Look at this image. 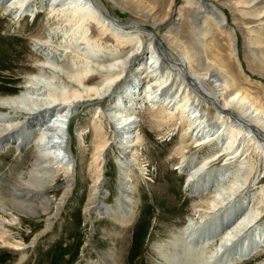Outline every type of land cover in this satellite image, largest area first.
I'll return each instance as SVG.
<instances>
[{
	"label": "rangeland",
	"instance_id": "1",
	"mask_svg": "<svg viewBox=\"0 0 264 264\" xmlns=\"http://www.w3.org/2000/svg\"><path fill=\"white\" fill-rule=\"evenodd\" d=\"M54 1L36 0L33 3L30 1L26 8L19 11V13L17 10L4 11L7 10L13 0H0V95L1 97H8L21 92H28V94L25 93L28 97L27 101L24 102L26 106L23 104L27 108L32 107V105L37 108L38 105H36L34 99L47 98L48 92L58 95L63 91H72L73 88L68 87L70 80L68 76L70 74L74 75L81 71L94 69L91 76L94 78L93 81H103L102 68H104V64H109L116 55L132 54L133 49L130 44L120 43V40L117 41L112 30L106 32L105 35L100 33L101 28L96 23L97 29L92 28L93 32L89 29V34L92 33L93 40H99V42L91 43L92 45H80L82 40L79 39L80 35L76 34L75 36L78 40L74 46V39L72 40L71 38L69 25H61L60 31L55 34L52 28L56 27V25H53L55 22L52 19V15L49 14V6L53 5ZM63 1L68 3L70 0ZM145 1L154 8L155 15L159 20L166 16L170 6L174 10L173 17H170L171 19L165 23L157 24L154 27V24L141 13L121 9L113 0H96L97 8H100V10L97 8L95 10L102 12H108L109 10V14L112 17L109 20L113 23V27L119 28V32L123 34L126 31V33H132L137 40L143 38V49L132 55L133 57L131 56L134 62H132L133 64L130 62L129 65L131 66L127 68L128 71L132 69V72H138L139 67L136 68V65L140 62L142 63L147 56L150 57L152 46L158 48V46H162V43L166 46V52H169L170 56L166 64L175 72L176 67L182 65L181 63H184V60L173 49L168 47L163 34L167 29L172 28V30H175L176 27L175 32L179 33L183 41L189 43L187 38L190 30L188 21L190 17L195 19L197 17L196 12L193 11L194 7L190 6L187 2L188 0ZM207 2L209 3L208 5H215L224 12L226 28L230 27V30L237 37L239 63L231 55L229 35L220 32L212 22L207 23L216 32V35L207 38V48H212L209 49V52L214 56L217 51L213 48H219L218 53L223 54L231 62L233 72L241 75L239 79L243 82V85L248 86L254 93L256 92L255 94L264 103V67L260 63L254 62L249 52V48H258L259 53L262 52L264 54V24H261L264 18L257 19L256 16L248 15V12L262 13L264 0L251 8H245V4L242 3L245 0H207ZM60 6H62L61 0H57L53 8ZM180 9L181 15L177 11ZM21 13L23 15L19 19ZM180 17L181 20H176ZM49 33L53 35L51 40L53 41V46L44 47V45L40 44L38 37ZM40 61L46 62L44 67ZM239 65L242 66L240 67ZM42 67L48 70L47 73L49 74V71L53 72L56 75L55 78H47L49 74H46L44 75L46 79L35 82L36 85L34 86L30 85V75L39 72V68ZM33 69L36 70L33 71ZM241 69L244 71L243 73ZM128 71L126 75L130 74V79L132 80L133 74ZM139 72L140 74L143 73L141 69ZM129 85L130 80H127L125 76L124 79L114 86L115 90H111V93H109L111 95L79 103L73 108L70 131L74 138L73 148L75 157L78 158L79 166L77 174L74 173L73 176L72 190L65 196L63 199L65 201L62 205L59 206L63 197L66 178L65 176H60L57 182L51 183L50 186L54 188L48 190L45 197L51 200L52 214L22 215L15 210L7 208L9 213L5 216L9 241L21 243L22 248L15 250L12 246L9 247L0 242V264H103L101 256L107 253L116 262L115 264H161L163 258L159 255V245L174 237V234L182 229L183 226L188 225L191 219L200 221L199 213L204 212V210H199L200 205H205L204 201L212 198L210 197L211 193L214 192L212 187L218 186L223 189L229 184L234 185V182L239 185L243 184L242 180H240L242 179L241 174L247 170H240L239 163L245 159L249 160L255 169L247 184L235 198L243 200L245 208L238 212L231 222L233 223L238 216H241L248 206L254 211L255 206L264 204V157L255 149L256 145L250 144L248 147L246 143L242 142L238 152L235 153L237 157L230 162L229 157H224L225 152H223V156L211 165L210 170L214 171L213 169L223 167L222 169L225 168V172L219 173L215 178V182L209 185V192H202V188L194 189L192 184L189 186L190 183L187 182L189 177L187 174L198 161L216 153L222 146L224 148L228 146L231 135L228 127L224 126L222 128L223 133L220 137L218 136L202 145H193L195 142L193 141L190 149L185 150L186 159L183 160L181 155L176 154L180 135L183 131L180 117L177 116L175 126H157L153 122V107L151 106V104L154 105L153 102L155 104L159 103L160 92L154 93V90H157V86L152 89H148L149 87L144 89L145 85H143V88H134ZM40 87L47 92L40 91L42 89H39ZM177 89V86H173L170 94L175 93ZM125 90H129L127 93L129 95H126L127 97L124 100L129 99L131 92V103L128 102L129 100H125L124 103L117 101V98ZM145 90H147L146 93ZM217 90H215L216 96L220 91ZM150 94L155 95V97H151ZM137 96H139V99L136 100L135 98L133 102L134 97ZM150 98L153 101L152 103L147 101V99L151 101ZM202 100L203 102H200L194 98L192 100L193 104H191L194 108H199L198 110H200L201 114L204 113V110H210L207 107L210 104H208L206 98L203 97ZM112 107L113 110L115 107L121 109L117 114H126L129 110L134 112L132 115L136 118V124L130 139L139 138L135 146L127 149L129 151V159L132 156L137 159V162L131 161L132 168L129 175L131 180L133 179L134 183L132 184H135L134 186L137 189L130 194L133 200L130 204L133 206L135 215L128 224L124 222L122 210L108 211V209H105L109 206H114L121 195L119 184L121 159L128 157V154L126 155L127 151L125 152L127 142L121 143V141L127 140L123 137V130L119 128L120 125L117 119L108 113V110H112ZM55 108L57 109V106ZM1 110L0 115L15 114L11 109ZM100 110H102V114L98 121L103 126V132L108 139V148L101 195L95 201L91 200L89 196L90 185L92 184L90 173L94 174L92 167L90 170V163L97 143L94 121L97 119ZM26 111L24 110V112ZM155 111L157 113L160 112L158 110ZM27 116L30 115L27 114ZM207 118L209 119L210 117L208 115L205 119L200 117L197 123L200 121L210 123L212 121L217 123L218 127L222 125L215 114H211L209 121ZM4 122L0 120V128H3ZM201 126L204 127L203 125ZM24 131L25 129L22 130V132ZM207 131L203 135H206ZM22 132L18 133L17 136L15 135L16 138L14 137L15 140L19 136L20 140L22 139L23 142L20 149H18V145L21 141L17 143V146H8L0 150V187L4 192L8 190L9 186L18 182L21 177L26 176L32 167L33 169L36 168L38 164L34 156L36 152L37 154L39 153V149L35 145V139L39 136L38 134H35V136L32 132L31 135L34 136L28 138L24 133L23 138L21 137ZM213 132L215 131L213 130ZM201 135L202 132L199 133V138ZM40 143L42 145V142L38 144L40 145ZM246 149L249 150L247 158H245L246 154H243ZM219 153L221 152L219 151ZM193 159L196 160L187 163V161ZM184 162L187 165H183ZM25 179H28V176ZM131 182L127 183V185H130ZM230 202L226 205H230ZM260 205L257 207H260ZM203 208L205 209L206 207ZM56 211H58V214L54 216ZM263 214L254 224V227L262 233L264 232ZM208 221L210 222L211 218H207L198 225L204 232L211 229L210 226L212 224ZM225 228L226 225L214 236H219ZM263 237L260 234L257 238L258 244H261L256 247L259 252L255 254L247 250L246 254L237 255L235 259L238 260H233L234 263H232L257 264L264 261ZM256 248L254 247V249ZM24 253H27V260L20 261Z\"/></svg>",
	"mask_w": 264,
	"mask_h": 264
},
{
	"label": "bare ground",
	"instance_id": "2",
	"mask_svg": "<svg viewBox=\"0 0 264 264\" xmlns=\"http://www.w3.org/2000/svg\"><path fill=\"white\" fill-rule=\"evenodd\" d=\"M30 1L33 3L36 0H13L9 7H7V10L4 11H22ZM56 1L57 0L53 2V5L49 6V14L52 15V19L55 22L53 25H56V27L52 28L55 34L60 31L61 25H69L71 38L72 40L74 39V46L78 40L75 36L76 34H79V39L82 40L80 45H92L91 43L99 42V40H93V37L91 36L92 33L89 34V29L91 32H93L92 28L95 30L97 29L95 26L96 23L101 28L100 33L105 35L106 32L112 30L117 41L120 40V43L123 42L130 44L133 50L132 54L114 56V60H111L107 65L101 63L105 65L104 68H102L103 81H93L94 78L91 76L94 69L81 71L74 75H67L68 78H70L68 87H72V91H63L58 95L48 92L49 95L47 94V98L34 99L36 105H38L37 108L33 105L28 108L24 107V102L28 99L26 96L28 92H21L8 97H1L0 95V110L11 109V111H14L15 113L14 115L11 113L8 116L5 114L0 115V120L5 121L3 128H0V150L8 146H17V143L21 141L18 145V149H20L23 141L22 139L20 140V136L15 140V135L17 136L18 133L22 132L24 129L25 131L21 134V137L23 138L24 133L28 138L35 134H38L39 136L35 139V145L39 149V153L37 154L36 152L34 156V159L38 163L37 167L34 169L32 167L26 176L21 177L18 182L9 186L6 192L0 187V242L2 244L8 245L9 247L12 246L15 250L22 248L21 243L9 241L10 239L7 235L8 230H6L7 221L5 216L9 213L8 209L15 210L22 215L30 214L31 216H38L42 214H52L51 200L49 198L47 199L45 195L48 190L54 188L50 185L51 183L53 184L57 182L60 179V176H65L66 184L59 206L65 201L63 199L72 190L73 176L74 173L77 174L79 166L78 158L75 157V151L73 148L74 138L70 131V124L73 116L70 112L79 103L111 95L109 94L111 93V90L113 91L114 86L124 79L125 76L127 77V80H130V85L134 88H143V85H145L144 89L146 87L152 89L157 86V90H153L154 93L160 92V98L158 97L159 103L155 104L151 98V101L147 99L149 103H154V105L151 104L153 107L154 124L161 127H165V125L175 126L177 116L180 117L183 131L180 135L176 154L181 155V159L183 160L186 159L185 150L190 149L193 141H195L193 145H202L205 142H209V140L217 138L218 136L220 137L223 133L222 128L224 126L228 127L229 134H231L228 146L226 145L227 147L224 148L221 144L222 147L219 149L221 153L217 151L209 157H204L201 161H198L190 172L188 171L189 173L187 175L189 177L187 182L190 183L189 186L192 184L194 189L202 188V192H209V185L215 182V178L219 173L225 172V168L222 169L223 167L211 171V165L223 156V152H225L224 157H229V162L233 161L237 157L235 153L238 152V148L242 142L246 143V146L248 147L250 144L256 145L255 149L264 157V103H262V99H260V97L255 94L256 92L254 93V91L248 86L243 85V82L239 79L241 75L233 72L231 62L224 57L223 54L218 53L219 48H213L217 51L214 56L209 52V49L212 48H207V38L216 35V32L207 23L212 22L220 32L229 35L231 41V48H229L231 55L235 58V61L239 63L237 37L234 35L233 31L230 30V27L226 28L223 11L218 9L215 5H208L209 3L207 0H188L187 2L190 6L194 7L193 11L196 12L197 16L196 19L190 17V20L188 21L190 26L187 37L189 43L183 41L179 33L175 32L177 29L176 27L175 30H172V28L167 29L163 34V38L168 47L180 55V58L184 60L185 64L181 63L182 65L176 67L175 72H173V69L169 68L166 64V61L169 60L170 57L169 52H166V46L161 43L162 46L159 47L157 45L158 48L154 46H152L151 49L149 48L151 50L150 57L147 56L142 63L140 62L136 65V68L139 67V70L141 69L143 72L140 74L138 69V72L134 73L132 72V69L128 71L127 68L131 66L129 65L130 62H134L132 55H135L140 49L142 51V46L144 44L143 38L137 40L132 33H126V31L125 34H123L122 32H119V28L117 29L113 27V23L109 20L110 18L112 19L109 10L108 12L106 10V12L98 11L100 8H97L98 4H96V0H70L68 3L61 0L62 6L53 8ZM113 1L116 2L121 9L141 13L146 19L154 24V27L157 24L165 23L171 19L170 17H173L172 14L174 10H172L171 6L167 11L166 16L159 20L155 15L156 12L154 11V8L145 0ZM260 1L262 0H245V2L242 3L245 4V8H251ZM95 8L98 10H95ZM177 11L179 12L178 14L181 15V9ZM263 14L264 10L262 13L257 14L248 12V15L256 16L257 19L264 18ZM22 15L23 13H21L19 19H21ZM176 20H181V17ZM261 24H264V21H262ZM38 39L40 44L44 45V47L53 46V41H51L53 35L50 33L38 37ZM249 52L253 61L260 63L264 67V54L262 52L259 53L258 48H249ZM88 61L90 60L88 59ZM108 61H110V59H108ZM40 62L41 64L43 63L42 65L44 67L46 62ZM239 66L241 67L242 65ZM43 67L39 68V72L30 75V85L34 86L36 85L35 82H40L46 79L44 78V75L49 73H47L48 70ZM35 70L33 69V71ZM127 71L133 74L132 80L130 79V74L126 75ZM241 71L242 73L244 72L242 69ZM49 72L50 74L47 75V78L54 79L56 75L51 71ZM173 75L175 76L173 77ZM247 80L249 81V79ZM173 86H177L178 89L175 93L170 94V90ZM41 88L42 87L39 89ZM216 89H218L217 91L220 90L217 96ZM40 91L47 92L44 88ZM128 91L129 90H125V92L117 98L119 103H124L125 100H129L128 102L130 103L132 102L130 100L131 92L129 99L124 100V98L129 95L127 94ZM146 92L147 90H145V93ZM150 95L153 98L155 97V95ZM162 97L163 99H161ZM203 97H205L208 104H210L207 106L210 110H204V113L201 114L200 110H198L199 108H194L191 104H193L192 100L194 98L203 102ZM135 98L137 100L139 99V96L134 97L133 102L135 101ZM55 106H57V109ZM24 110L27 111L24 112ZM119 110L121 111L119 107H115L114 110L112 107V110H108V113H110V116L117 119L120 125L119 128L123 130V137L127 140L121 141V143L127 142L125 146V152L127 151V155L129 153L127 149L131 146H135L139 141V138L135 137L130 139L132 138V132L135 130L136 118L132 115L134 112H131L130 110L127 111L126 114L119 113L120 115L117 114ZM155 110L160 112L157 113ZM27 114L30 116H27ZM101 114L102 110H100L97 119L94 121L97 143L95 145L93 159L90 163V170L92 167L94 174L90 173L92 184L90 185L89 196L91 197V200L95 201L101 195V185L103 184V174L105 175L104 166L107 162L106 157L108 148V139L103 132V126L98 121ZM211 114H215L218 117V121H221L220 123H222V125L220 127H218L217 123L212 121L210 123L206 121H200L197 123L198 118L203 117V119H205L207 115L210 117L209 119L207 118L209 121L211 119ZM213 130L215 132H213ZM205 131L209 133L207 134L206 132V135H203ZM32 132L34 135H31ZM201 132L203 136L201 135L199 138V133ZM39 142H42V145L40 143L41 146L38 144ZM217 153L219 154L217 155ZM243 154H246L245 158H247L249 150L246 149ZM121 160L122 165L120 166L121 172L119 183L121 195L114 206H109L105 209H108V211L117 209L122 210L124 222L128 224L135 215L133 206L130 204L133 201L130 194L137 189L134 186L135 184H132L134 182L129 175L132 168L131 161L137 162V159L134 156L129 159L128 154V157H123ZM195 160L196 159L189 160L187 163ZM187 163L185 164L184 162L183 165H187ZM239 166L240 170L248 171L241 174L242 179L240 180H242L243 184L239 185L234 182V185L229 184L227 187L223 188L225 191L218 186L212 187L214 188L212 189L214 192L210 195L212 198L204 201L205 205H200L199 210H204L203 213L198 212L200 221H194L191 219L188 225L183 226L182 229L174 234V237L167 240L166 243L159 245V255L164 260L161 261V264H233V260H238L235 259L237 255H244L247 250H250L255 254L259 252L256 247L261 244H258L259 241H257V238L260 234L261 236H264V232H259V229L254 227V224L263 214L264 204H259L260 207H257L259 205L255 206L254 211L248 206L241 216H238L233 223L231 222L234 216L245 208L243 200H237L235 198L247 184L249 177L254 173L255 169L253 164L247 159L241 160ZM27 176L28 179H25ZM129 182H131V184L127 185ZM228 202H230V205H226ZM203 207L206 208L204 209ZM57 214L58 211L54 213V216ZM204 218H211V221L208 222L212 224L210 226L211 229L206 232L198 226L206 220H204ZM225 225L226 228L224 231L219 236H214L222 227H225ZM254 247L256 249H254ZM26 254L27 253H24L21 256L20 261L27 260ZM109 255L110 254L107 253L106 255L101 256L103 264L116 263ZM257 264H264V261Z\"/></svg>",
	"mask_w": 264,
	"mask_h": 264
},
{
	"label": "water",
	"instance_id": "3",
	"mask_svg": "<svg viewBox=\"0 0 264 264\" xmlns=\"http://www.w3.org/2000/svg\"><path fill=\"white\" fill-rule=\"evenodd\" d=\"M72 110H73V109H72ZM72 110H71V112H70L71 114H72Z\"/></svg>",
	"mask_w": 264,
	"mask_h": 264
}]
</instances>
